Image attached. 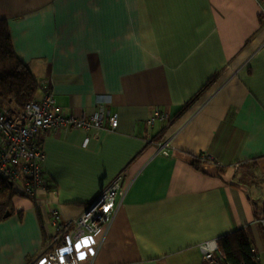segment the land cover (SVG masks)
<instances>
[{
  "label": "crops",
  "instance_id": "1",
  "mask_svg": "<svg viewBox=\"0 0 264 264\" xmlns=\"http://www.w3.org/2000/svg\"><path fill=\"white\" fill-rule=\"evenodd\" d=\"M263 3L0 0L38 101L52 93L68 115L119 116L114 130L39 132L50 191L16 187L0 264H32L55 233L53 211L79 216L119 175L116 220L105 239L77 242L82 264H199L200 244L245 227L263 264Z\"/></svg>",
  "mask_w": 264,
  "mask_h": 264
},
{
  "label": "built area",
  "instance_id": "2",
  "mask_svg": "<svg viewBox=\"0 0 264 264\" xmlns=\"http://www.w3.org/2000/svg\"><path fill=\"white\" fill-rule=\"evenodd\" d=\"M118 126L119 116L110 115L102 108L89 117L68 115L57 106L52 93H47L41 102L30 101L23 108L13 102H0V181L8 180L15 188L20 187L21 194L28 198H35L41 192L47 193L50 189L44 171L46 156L38 139L41 130L71 128L101 131L114 130ZM157 148L159 154L169 156L171 140L159 142ZM204 157L213 161L209 154ZM123 179V175H119L77 217L66 219L60 211L54 210L52 223L55 233L48 242V250L32 264H82L77 242L101 231L105 239L127 193ZM261 222L264 223L263 220ZM200 249L203 257L199 264H227L219 239L203 242Z\"/></svg>",
  "mask_w": 264,
  "mask_h": 264
},
{
  "label": "trees",
  "instance_id": "3",
  "mask_svg": "<svg viewBox=\"0 0 264 264\" xmlns=\"http://www.w3.org/2000/svg\"><path fill=\"white\" fill-rule=\"evenodd\" d=\"M40 88L39 80L16 54L9 23L0 20V102H13L17 107L23 108L30 101L36 100ZM15 195V185L8 180H1L0 222L9 217H6L7 214L11 215ZM256 210L257 221L264 233V223L261 222L264 221V201L261 206L256 204ZM251 238L250 228L245 227L219 239L227 264H260Z\"/></svg>",
  "mask_w": 264,
  "mask_h": 264
},
{
  "label": "rangeland",
  "instance_id": "4",
  "mask_svg": "<svg viewBox=\"0 0 264 264\" xmlns=\"http://www.w3.org/2000/svg\"><path fill=\"white\" fill-rule=\"evenodd\" d=\"M37 95H40V92H39ZM43 98H44V97H43ZM43 98H42V100H43ZM42 100H41V101H42ZM35 101H36V102H41V101H38L37 98H36ZM262 186H263V189H264V185H261V187H262ZM262 262H263V264H264V260H263Z\"/></svg>",
  "mask_w": 264,
  "mask_h": 264
},
{
  "label": "water",
  "instance_id": "5",
  "mask_svg": "<svg viewBox=\"0 0 264 264\" xmlns=\"http://www.w3.org/2000/svg\"><path fill=\"white\" fill-rule=\"evenodd\" d=\"M10 214H7L6 217H8Z\"/></svg>",
  "mask_w": 264,
  "mask_h": 264
}]
</instances>
